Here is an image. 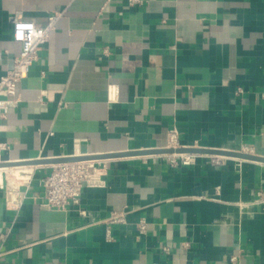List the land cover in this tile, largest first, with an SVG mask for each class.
Returning a JSON list of instances; mask_svg holds the SVG:
<instances>
[{
  "label": "crops",
  "instance_id": "0c3cea01",
  "mask_svg": "<svg viewBox=\"0 0 264 264\" xmlns=\"http://www.w3.org/2000/svg\"><path fill=\"white\" fill-rule=\"evenodd\" d=\"M142 1L0 0V79L12 19L60 15L0 119L2 161L134 154L94 160L103 185L64 212L41 207L52 164L16 212L0 188V264H264V164L135 155L175 128L180 148L264 158V0Z\"/></svg>",
  "mask_w": 264,
  "mask_h": 264
},
{
  "label": "built area",
  "instance_id": "2783aa9c",
  "mask_svg": "<svg viewBox=\"0 0 264 264\" xmlns=\"http://www.w3.org/2000/svg\"><path fill=\"white\" fill-rule=\"evenodd\" d=\"M142 0H127L128 7L141 5ZM59 14L52 15L45 27H36L32 23L12 19L11 38L20 47V51L12 60L11 68L0 79V119L6 118L9 110L18 102L16 85L27 78L32 64L37 60L38 52L44 45ZM118 89L116 86H109L107 89L108 102L115 101ZM7 147L0 144V153ZM167 150L180 149L178 144V133L175 128L168 132ZM170 168L189 166L194 162V154H164ZM28 163V162H26ZM7 164L1 159L0 165ZM218 164V163H217ZM219 165V164H218ZM42 165H26L0 168V188L4 189L5 210L16 212L26 199L30 184ZM105 164L100 161H80L63 163L49 166L50 173L41 179L44 202L41 207L50 211L64 212L68 206H78L82 190L85 187H98L103 185L101 175ZM109 224L121 222L120 218L112 217ZM143 230V225H140ZM109 238V231L107 232ZM168 252L167 248L163 249ZM4 253L0 247V258ZM235 257L231 261H235ZM45 264V263H43Z\"/></svg>",
  "mask_w": 264,
  "mask_h": 264
},
{
  "label": "water",
  "instance_id": "95a60500",
  "mask_svg": "<svg viewBox=\"0 0 264 264\" xmlns=\"http://www.w3.org/2000/svg\"><path fill=\"white\" fill-rule=\"evenodd\" d=\"M172 153L217 155L221 157L236 158L240 160L264 164V158L255 157L253 155H248L244 153H236V152H228V151L204 150V149H194V148H180V149H175V150L163 149L159 151H147L145 153H137L135 155H160V154H172ZM129 156H134V154L126 153V154H119V155H104V156H98V157H76V158H67V159H57V160H52V161H33V162H28V163H7V164L0 165V168L18 166L19 164L56 165V164L71 163V162L105 160V159L121 158V157H129Z\"/></svg>",
  "mask_w": 264,
  "mask_h": 264
}]
</instances>
